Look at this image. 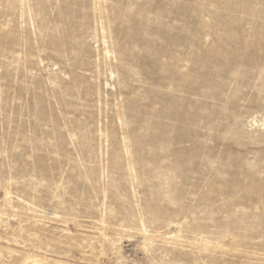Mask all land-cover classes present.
<instances>
[{"label": "rangeland", "instance_id": "374dc122", "mask_svg": "<svg viewBox=\"0 0 264 264\" xmlns=\"http://www.w3.org/2000/svg\"><path fill=\"white\" fill-rule=\"evenodd\" d=\"M0 264H264V0H0Z\"/></svg>", "mask_w": 264, "mask_h": 264}]
</instances>
